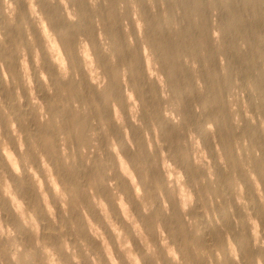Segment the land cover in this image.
Instances as JSON below:
<instances>
[{
  "label": "clouds",
  "instance_id": "clouds-1",
  "mask_svg": "<svg viewBox=\"0 0 264 264\" xmlns=\"http://www.w3.org/2000/svg\"><path fill=\"white\" fill-rule=\"evenodd\" d=\"M231 3L0 0V264H264V0Z\"/></svg>",
  "mask_w": 264,
  "mask_h": 264
},
{
  "label": "rangeland",
  "instance_id": "rangeland-1",
  "mask_svg": "<svg viewBox=\"0 0 264 264\" xmlns=\"http://www.w3.org/2000/svg\"><path fill=\"white\" fill-rule=\"evenodd\" d=\"M237 3V0H232V3H231V6L233 7V8H235V4ZM147 10V9H146ZM222 19H224V20H227L228 19V14L227 13H225V12H222ZM257 23V24H256ZM256 23H253V24H249V25H246L247 27H249V29L250 30H252V29H258V28H261V25L258 23V22H256ZM237 62V64L239 63L238 61H236ZM166 130H170V127L168 126L167 128H166Z\"/></svg>",
  "mask_w": 264,
  "mask_h": 264
},
{
  "label": "bare ground",
  "instance_id": "bare-ground-1",
  "mask_svg": "<svg viewBox=\"0 0 264 264\" xmlns=\"http://www.w3.org/2000/svg\"><path fill=\"white\" fill-rule=\"evenodd\" d=\"M257 24V23H256ZM254 25V24H253ZM170 127V126H169ZM137 134H139L138 132H134V135H137Z\"/></svg>",
  "mask_w": 264,
  "mask_h": 264
}]
</instances>
